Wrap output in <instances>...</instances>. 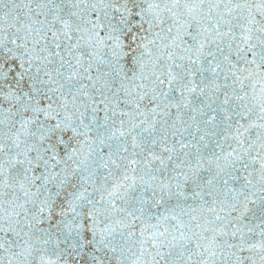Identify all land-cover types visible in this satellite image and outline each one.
Instances as JSON below:
<instances>
[{
  "label": "snow or ice",
  "instance_id": "6c2138e0",
  "mask_svg": "<svg viewBox=\"0 0 264 264\" xmlns=\"http://www.w3.org/2000/svg\"><path fill=\"white\" fill-rule=\"evenodd\" d=\"M0 264H264V0H0Z\"/></svg>",
  "mask_w": 264,
  "mask_h": 264
}]
</instances>
